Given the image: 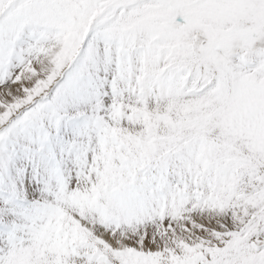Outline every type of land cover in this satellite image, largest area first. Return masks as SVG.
Here are the masks:
<instances>
[{
  "label": "snow or ice",
  "instance_id": "1",
  "mask_svg": "<svg viewBox=\"0 0 264 264\" xmlns=\"http://www.w3.org/2000/svg\"><path fill=\"white\" fill-rule=\"evenodd\" d=\"M0 264H264V0H0Z\"/></svg>",
  "mask_w": 264,
  "mask_h": 264
}]
</instances>
